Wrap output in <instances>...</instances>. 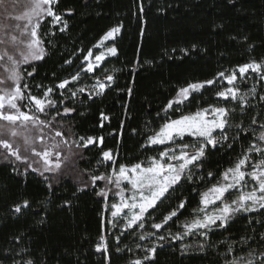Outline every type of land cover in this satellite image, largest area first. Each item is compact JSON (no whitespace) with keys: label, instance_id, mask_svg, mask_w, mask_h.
<instances>
[{"label":"trees","instance_id":"obj_1","mask_svg":"<svg viewBox=\"0 0 264 264\" xmlns=\"http://www.w3.org/2000/svg\"><path fill=\"white\" fill-rule=\"evenodd\" d=\"M53 8L61 21L53 25L47 17L40 24L38 36L45 55L23 68L21 84L28 86L25 93L38 98L51 88L55 105L74 109L59 113L56 120L74 140L92 137L96 142L80 148L75 170L49 179L3 162L0 156V264L29 260L32 264H132L151 247L157 249L155 257L144 264H227L248 259L249 252L260 264L264 209L237 213L224 227L182 235L183 224L196 216L201 193L235 166L250 143H258L255 137L261 129L252 118L264 123L260 100L264 81L257 74H249L239 87L251 107L244 114L239 108L232 113L226 127L228 140H220V132L214 134L220 142L215 148L205 147L204 157L191 167V180L182 178L170 189L163 202L146 214L142 228L122 231L108 226L100 184L90 186L89 178L108 175L120 166H146L175 145L205 143L185 137L169 145L149 146L148 137L182 115L209 106H236L217 97V91L227 88L219 73L264 63V0H59ZM64 23L67 27L60 31ZM118 25H122L120 33L108 43L117 54L105 58L91 75L81 73L86 54ZM77 74L82 78L71 88L109 75L113 80L105 82L101 95L77 93L72 98L66 95L68 89L58 91L59 83ZM206 80L217 82L165 111L180 87ZM241 121L243 132L234 126ZM104 151L112 154L111 162H103ZM250 161H256L255 154ZM181 201L185 207L177 217L159 231L152 227ZM25 202L28 207L15 212ZM178 234L182 239H174ZM102 235L107 254L96 251ZM141 235L146 238L141 240ZM160 235L166 239L158 240Z\"/></svg>","mask_w":264,"mask_h":264},{"label":"snow or ice","instance_id":"obj_2","mask_svg":"<svg viewBox=\"0 0 264 264\" xmlns=\"http://www.w3.org/2000/svg\"><path fill=\"white\" fill-rule=\"evenodd\" d=\"M0 3H3V0H0ZM59 0H28V3L24 7L29 10L25 12L22 16L15 17L16 20H26L27 23L23 25V34H27V41H21L24 44L23 48L17 49L19 55L22 57L23 63H28L30 60H41L44 58L45 50L41 47V39L37 36V29L39 28V18L41 16L51 17L53 21L60 22L61 16L57 14L53 6L58 4ZM143 11V8L140 9ZM33 18L37 20V23L33 24ZM29 25L31 27L29 28ZM15 27H21L17 25ZM67 27V24L64 23V26L60 31H64ZM122 25L115 26L111 28L102 38L100 44L96 45L99 47L104 41L109 39H114L115 35L119 34L121 31ZM11 41L13 44L17 41V36L12 35ZM7 41L0 39V44H6ZM107 52L112 56L117 54V49L115 47H108ZM93 53L88 52V57H91ZM87 59V57H86ZM105 59L104 54L96 55L95 60L97 62H102ZM0 68H3V71L7 75H0V85H8L7 91L3 88H0V121L4 122L0 124V147L6 150L4 153L5 159L8 157H15L17 161L28 164V158L22 156L21 154V145L17 144L13 138H23L24 151H30L32 155L39 157L43 161L42 170L40 174L43 175L46 172H53L58 170L61 167L59 162L60 152L56 151L55 155L53 150L60 147V142H55L51 146L46 147L42 150H36L33 146V140L35 137L30 138L27 135V130L29 126L35 128L37 132H41L43 128L48 127V123L43 120H40L36 115L32 114V108H29V112L22 111V105L18 102L27 98L31 101V104L34 105L35 111L39 113H44L47 106L55 107V102L51 99H48L52 89H47L43 96L44 98H38L36 96L28 95L25 97V90L27 89L26 84H21L22 80L21 71L19 65L21 60L17 58L15 51L4 50L0 52ZM70 63V61H69ZM99 65L97 64L96 67ZM88 72H93L94 65L92 63L88 64L86 69ZM34 71V69H33ZM239 74L241 77L245 73L251 71L260 75L261 79H264V63L252 62L240 66ZM33 73L29 71L27 75L31 76ZM78 75L72 77V80L75 81L78 79ZM219 77H224L228 85L225 90H220L216 92L217 97L224 100H231L236 102V106L232 108L223 107V106H209L198 110L191 115H182L179 119L169 120L164 123L163 126L156 131L153 135L148 137V143L150 145H163L166 143H174L177 139L182 140L185 134L190 136H195L201 138L205 143L196 145L181 144L180 152L176 153L175 149L169 148L167 151H161L159 153V158H152L151 163L148 167H142L141 164L134 165L131 169L126 168L125 166H120L118 173L114 172L116 176V182L119 184L120 178L128 179L127 173H132V179L130 183L132 187L139 192V201L137 202L136 196L133 195L132 203H128L123 195H121V204H113L111 212L112 217L119 216L123 209L128 208L132 210L131 217L127 220L125 231L132 229L135 226L143 227V224L140 223L145 216V213L149 209H154L157 207L158 202H163V199L166 198V193H169V189H174V186L177 185L182 178L191 180V168L190 166L197 165V162L201 160L205 155V147L211 145L213 148L216 147L217 143L220 140H228L226 134V127L229 125V120L232 113L237 111V108L241 111L242 114L246 112L247 107H251L250 104L245 99L244 95H239V89L235 86L234 82L237 80V75L233 72L231 75L225 76L224 72L219 73ZM217 77V79H219ZM107 80L112 81L113 77L111 75L107 76ZM11 82V83H9ZM216 80H206L204 82L188 83L184 87H180L176 97L173 100H170L165 108L167 112L168 109H172L173 105H180L190 99L192 93L200 92L206 85L211 86L215 84ZM69 81L64 80L59 83L57 87L59 89H64L68 85ZM99 89L96 92V95H101L105 89V84L97 81V84L94 85V88ZM79 92L83 93L84 88H80ZM130 91V90H129ZM254 91V89L252 90ZM76 92H72L74 97ZM91 98V97H90ZM261 101H264V96L260 97ZM64 114H68L74 109L65 107L63 109ZM59 114V113H58ZM212 118L209 119L208 117ZM103 119H108L107 116H103ZM55 119V117H53ZM252 124L258 125L261 129L258 136L255 137V140L258 143H250L245 149L244 153L240 158H238L234 167L227 169L223 173L224 184L214 185L208 192L202 194L201 203L204 205V208L199 209V211L205 212L202 218L193 219L191 223L186 224L185 227L187 231L183 235L192 234L196 229H210L211 226L215 225L216 227L226 226L229 218L232 214L237 212H251L257 211L258 207L264 209V158L260 159L257 163L253 164L252 167L255 168V171L246 172L244 169L248 166L251 154L253 152L258 155L264 154V123H260L256 117L252 118ZM103 126V125H101ZM240 132L245 131L243 128L242 121L234 125ZM219 130L221 136L220 140L213 136V132ZM4 137H9L5 139ZM55 137H60L61 141L71 149L72 145L68 144V141L64 139V133L61 130L55 131ZM236 137H233L235 140ZM84 138H81L83 140ZM41 140L43 137L41 136ZM101 144L103 138H99ZM96 140L92 137L87 138L85 143L76 144V147H87L88 145L94 144ZM73 143H76L73 141ZM193 147L194 151L189 153L185 149ZM231 147V144H229ZM172 153L171 155L169 153ZM104 160H112V154L109 151L103 152ZM171 161H177L179 163L173 164ZM28 167H32L31 164H28ZM37 171L36 168L32 169ZM188 172V175L185 176V172ZM211 176V173H209ZM250 176L252 181H255V186L251 191L244 193L240 192L238 197L235 200H232L231 204L224 203L223 207L217 206V212L213 214H207L206 209L208 205L215 204L216 201H223L225 194L229 193L230 189H238L246 186L245 177ZM93 182L96 180H104V176H94ZM108 183H112L111 178H107ZM145 190H147V195H145ZM212 194V198L209 199V194ZM99 195L106 196L105 192H100ZM258 206V207H257ZM22 207H28V203L25 202L23 206H17L15 212L19 213L22 210ZM185 207V202L181 201L176 208L169 211L166 215L162 217L160 223H153L152 227L159 231L164 225L168 224L173 217H177L178 212ZM138 209V211H136ZM127 213H124V216H127ZM219 221V223H217ZM206 235V233H205ZM141 240L145 239L144 235L139 237ZM117 243H119V236L116 238ZM158 240H165V236L160 235L157 237ZM174 239H182V235H175ZM162 247V245H160ZM203 247V246H201ZM121 249L117 248V251ZM156 247H151L145 249L146 255L143 259H135L132 261V264H144L145 261L152 260L155 257ZM96 251L107 254L109 251L108 244L105 240V237L102 235L100 237V243L96 246ZM252 253H248L247 264H256V262L251 259ZM261 257H264V253L260 254ZM239 260H243V257H240ZM25 264H32V262L26 261ZM227 264H239L238 260L227 261ZM260 264H264V258L260 260Z\"/></svg>","mask_w":264,"mask_h":264},{"label":"rangeland","instance_id":"obj_3","mask_svg":"<svg viewBox=\"0 0 264 264\" xmlns=\"http://www.w3.org/2000/svg\"><path fill=\"white\" fill-rule=\"evenodd\" d=\"M27 3H28V0H3V3H0V39H3V40L7 41L6 44H0V52H2L4 50L15 51V53L17 55V58L21 60V63L19 65V68H20V71H21V75H22V70H23L24 67L30 65L31 63H34V62L38 61V60H30L28 63H23L22 57L19 55V51H17V49L24 47V44L21 43V41H27L28 36H27L26 33L23 34V35L21 34L22 31H23V25H25L27 23V21L23 20V19L22 20H16L15 17L22 16L25 12H27L29 10L28 8L24 7V5L27 4ZM47 17L48 16H41L39 18V21H38L39 22V26L43 22V20H45ZM49 18L51 19V22H52L53 25L58 24V22L53 21L51 17H49ZM32 23L33 24L37 23V20L35 18H33ZM17 25H20L21 27H15ZM30 27H31V25H29V28ZM38 29H37V36H38ZM12 35L17 36V41H16L15 44H13L12 41H11V36ZM102 38L95 44V46L91 50L93 55L91 57H88V53L86 54V56L84 58V61H83V69H82L81 73H85L87 75H91L93 73V72H88L86 70L89 63H92L94 65V69L99 67V66L96 67V65L97 64L100 65L101 62H97L95 60V56L96 55H100V54L103 53L105 58H107L109 56H112L111 54H109L107 52V48L109 47L108 43L110 41H112L113 39L106 40L99 47H96V45L100 44V41L102 40ZM40 46L42 47V44ZM86 57H87V59H86ZM0 63H2V62H0ZM238 69H239V67L236 68L235 70L225 74V76L231 75L233 72H235L236 75H237V80L234 82V84L239 89V87L242 85V83L244 82L246 77L249 74L254 73V72L249 71V72L245 73L243 77H241L240 74H239ZM255 74H257V73H255ZM0 75H7V73H5L3 71V68H0ZM257 75L260 77L259 74H257ZM81 78H82V75L79 74L77 80L73 81L72 78L69 79L68 80L69 81L68 85H66V87L64 89H59L58 88V91L62 92L63 90L68 89L67 90L68 92H66V95H71V97L74 98L77 95V93H81L78 90L80 88H84V92L83 93H87L89 95H96L95 93L99 91L98 87L94 88V85L97 84V81H100L103 84H105V82H109V80H107V77H105L103 79L102 78L101 79H93L91 81V84L83 85V86H81V87H79L77 89L70 87V85H75L76 83H79ZM221 79H222L223 82H225L227 84V81H226V79L224 77H221ZM21 81H20V83H21ZM263 81H264V79H263ZM9 83H11V82H9ZM228 87H232V85H228L227 84V88ZM0 88H3L5 91H7L8 85L7 84L6 85H0ZM73 91L76 92V95L74 97L72 96V92ZM195 93H197V92H195ZM0 94H2V93H0ZM51 94L52 93H50L48 99L53 100L51 98ZM176 94L171 100H173L176 97ZM192 94H194V93H192ZM238 94L240 95V91H239ZM28 95H29L28 93H25V97H27ZM62 95L63 94H61V96ZM43 98H44V96H43ZM184 102H186V101H184ZM18 103L20 105H22V108H21L22 111L29 112V108L31 107L32 108V114L36 115L40 120H43L46 123H48V127L43 128L41 132H37L35 128H32L31 126H29L26 134L29 135L30 138L35 137V139L33 140L32 146L36 150H42V149H44L46 147L51 146L55 142H60V147L58 149L53 150V154L55 155L56 151L60 152V160H59V162L61 164V167L58 170H55L53 172H46L43 175H41L40 171L42 170L43 161L40 160L39 157H36V156L32 155L30 151H24V147L25 146L23 144V138H13V139L15 140V142L17 144L21 145V154H22V156L28 158V164H31L32 167H28V164L22 163L21 161H17L15 159V157H8L7 159H5L4 153L6 152V150L3 149L2 147H0L1 161L9 163V164H12V165H14L16 167H22L23 169H25L27 171H32V172L36 173L37 175H39V176H41V177H43L45 179H49L51 177L53 178V177H55L57 175H60L62 173L75 170L76 161L78 159L80 148H81V147H76V144H81L82 145L83 143H85V141L84 140L83 141L74 140L71 137V135L69 134V132L64 129V126L62 124H60L56 120V117H57L58 113H60V115H66V114H64V111L62 110L61 106H57V105H55V107L47 106L45 108V112L44 113H39V112L35 111L34 105H32L31 101L28 100L27 98H25L22 101H19ZM182 104H180V105H182ZM175 106H179V105H175L174 104L173 107H175ZM168 110H171V109H168ZM53 117H55V119H53ZM179 118H177V119H179ZM208 118L211 119L212 117L209 116ZM3 123L4 122L0 121V124H3ZM56 130H61L64 133V139L68 141V144L72 145L71 149H69L68 146L65 145L63 143V141H61L60 137H55V131ZM216 132H219V130H216L215 132H213V136H214V134ZM41 136L43 137V140H41ZM185 137H190V138L195 139V140H202L199 137L190 136V135H187V134H185L183 139ZM4 138L8 139L9 137H4ZM73 141H75L76 143H73ZM176 141H180V139H177ZM169 144H171V143H166V144H163V145H156V146H165V145H169ZM148 145L149 146H155V145H150L149 143H148ZM179 146L180 145H175L174 147H172L173 149H175L176 153H179L180 150H181ZM167 150H165V151H167ZM185 151H188L189 153H192L194 151V148L193 147H189V148L185 149ZM169 154L171 155L172 153L170 152ZM253 154L256 155V161L252 162V161L249 160L248 166L244 169V171L249 172V173L251 171H255L256 170L255 168L252 167V165L257 163L260 159L264 158V154L258 155L255 152H253ZM102 159H103L104 163H108V162H111L113 160V159L112 160H104V158H102ZM150 163H151V161L146 166H142V167H148L150 165ZM171 163L177 164L179 162L171 161ZM133 166H125V167L128 168V169H131ZM191 167L192 166H190V168ZM33 168H36L37 171H33L32 170ZM118 171H119V168H116V169L113 168L109 172L108 175H100V176H104L105 177L104 180H96L95 182H93V179L89 178V185L90 186H96L97 184H100V187H98V188H100L99 193L100 192H105L106 193V196H101V195H99V196H101L104 199L105 204H106L105 212H108L107 219H106L107 225L110 226L111 228H113L115 226H119L120 229L123 231L125 229V227H126L127 220L131 217L132 210L128 209V208H125V209H123V212L119 216L114 218L111 215V212L114 210V209H112V205L113 204H117V205L121 204V195H123L124 199L128 203H132V197H133V195H135L136 199H137V202H138L139 201V192H137V190L134 189L132 187V184L130 183V180L133 178L131 172L127 173L128 179L120 178L119 184H117L116 176L114 175V172L118 173ZM107 178H111L113 182L112 183H108ZM218 183L221 184V185L225 183V181L223 179V174L221 175L220 180L218 181ZM218 183H216L214 185H217ZM245 183H246V186H244V187H241V188H238V189H230L229 193L225 194V197H224L223 201L218 200V201H216L215 204H211L210 203L208 205L207 209H206L207 214L216 213L218 205L220 207H223L224 203L231 204L232 200H235L238 197V195L240 194V192L247 193V192L251 191L252 188L255 186V181H252L250 179V176H246L245 177ZM214 185L210 186L208 189H206L205 191H203L201 193L200 199H199V202H200L199 209L204 208V205L201 203L202 194L208 192L209 189H211ZM147 194H148L147 190H145V195H147ZM211 198H212V194L210 193L209 194V199H211ZM199 209L197 210L196 216H195L194 219L202 218L203 215L205 214V212L199 211ZM258 209H260V208L258 207ZM150 210L151 209H149L148 212ZM136 211H138V209ZM251 212H253V211H251ZM124 213H127L128 215L124 216ZM147 213H145V216H146ZM237 213H249V212L241 211V212H237ZM237 213L232 214L231 217L233 215L237 214ZM145 216H144V218H145ZM231 217L229 218V220L231 219ZM191 222H192V220L183 224V226H182L183 230H184L183 234L187 231L185 225L189 224ZM217 223H219V221ZM213 226H211V227H213ZM206 230L207 229H196V230H194L192 232V234H194V233L201 234V233H203ZM188 235H190V234H188ZM188 235H183V236H188ZM149 239H151V238H149ZM247 260L248 259H243V260H238V261H239V264H247Z\"/></svg>","mask_w":264,"mask_h":264}]
</instances>
